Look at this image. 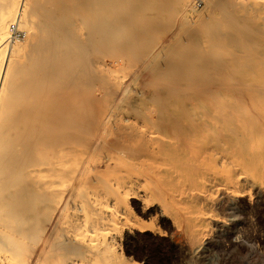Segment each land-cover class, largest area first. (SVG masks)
Wrapping results in <instances>:
<instances>
[{"label": "bare ground", "instance_id": "6f19581e", "mask_svg": "<svg viewBox=\"0 0 264 264\" xmlns=\"http://www.w3.org/2000/svg\"><path fill=\"white\" fill-rule=\"evenodd\" d=\"M254 187L264 0H0V264H134L136 196L195 250Z\"/></svg>", "mask_w": 264, "mask_h": 264}, {"label": "rangeland", "instance_id": "374dc122", "mask_svg": "<svg viewBox=\"0 0 264 264\" xmlns=\"http://www.w3.org/2000/svg\"><path fill=\"white\" fill-rule=\"evenodd\" d=\"M255 188L239 194L231 209L210 208L214 221L193 251L182 223L160 202L130 197L117 224L118 247L134 264H264V193Z\"/></svg>", "mask_w": 264, "mask_h": 264}, {"label": "built area", "instance_id": "2783aa9c", "mask_svg": "<svg viewBox=\"0 0 264 264\" xmlns=\"http://www.w3.org/2000/svg\"><path fill=\"white\" fill-rule=\"evenodd\" d=\"M11 30H12V31H14V28H13V26H11Z\"/></svg>", "mask_w": 264, "mask_h": 264}]
</instances>
